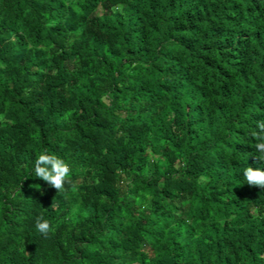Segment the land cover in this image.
I'll return each instance as SVG.
<instances>
[{"label":"trees","instance_id":"obj_1","mask_svg":"<svg viewBox=\"0 0 264 264\" xmlns=\"http://www.w3.org/2000/svg\"><path fill=\"white\" fill-rule=\"evenodd\" d=\"M261 121L264 0H0V264H264Z\"/></svg>","mask_w":264,"mask_h":264},{"label":"clouds","instance_id":"obj_2","mask_svg":"<svg viewBox=\"0 0 264 264\" xmlns=\"http://www.w3.org/2000/svg\"><path fill=\"white\" fill-rule=\"evenodd\" d=\"M257 127L259 132L254 134V138L264 141V121L258 122ZM255 148L259 153L264 154V142L257 143ZM259 159L264 160V155H259ZM34 174L59 192L64 189L65 184L68 182L71 167L62 158L43 153L34 162ZM244 176L249 186L264 188V170L248 167L244 172ZM35 227L45 237L52 230L49 221L43 217L37 218Z\"/></svg>","mask_w":264,"mask_h":264}]
</instances>
